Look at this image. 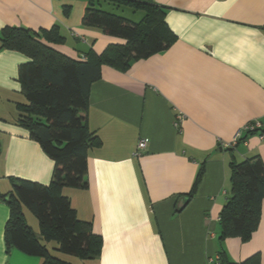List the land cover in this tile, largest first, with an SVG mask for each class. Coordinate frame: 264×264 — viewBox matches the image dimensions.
Returning a JSON list of instances; mask_svg holds the SVG:
<instances>
[{
  "label": "crops",
  "instance_id": "obj_1",
  "mask_svg": "<svg viewBox=\"0 0 264 264\" xmlns=\"http://www.w3.org/2000/svg\"><path fill=\"white\" fill-rule=\"evenodd\" d=\"M153 1L167 7L175 41L126 71L102 66L87 109V125L101 141L88 151V185L62 190L78 218L103 237L102 252L83 259L59 251L55 240L45 244L70 264H214L222 252L230 262L258 255L264 264V200L249 240L220 239V214L232 192L231 162L257 156L264 162V140L256 133L233 148L222 146L249 121L264 126V0ZM87 5L0 0V32L6 26L40 31L57 25L65 42L50 46L76 60L91 49L100 54L126 42L85 24ZM132 10L137 19L123 15L143 17ZM28 60L19 51L0 50V264H43L41 256L17 247L7 251L5 240L13 179L47 185L54 169L41 144L17 124V104L26 102L19 66ZM142 138L148 145L136 157ZM23 211L41 237L37 216L26 206Z\"/></svg>",
  "mask_w": 264,
  "mask_h": 264
},
{
  "label": "trees",
  "instance_id": "obj_2",
  "mask_svg": "<svg viewBox=\"0 0 264 264\" xmlns=\"http://www.w3.org/2000/svg\"><path fill=\"white\" fill-rule=\"evenodd\" d=\"M105 3L141 10L143 17L135 21L107 9ZM64 9L68 13L70 7ZM166 9L153 0H88L83 22L126 42L110 44L100 54L91 49L84 60L72 59L50 46L49 43L65 42L57 25L40 31L16 26L2 28L0 50H16L29 58L19 66L26 102L17 104V124L25 127L54 161L52 179L47 185L13 179L7 200L10 208L5 228L7 251L17 247L27 254L41 256L43 264H70L54 255L45 244L55 240L58 250L66 254L83 259L101 254L103 237L94 232L91 222L78 218L62 190L65 186L88 185L85 178L88 151L101 141L87 125V109L91 86L101 77L102 66L107 64L126 71L135 61L167 49L176 36L166 22ZM231 183V196L220 214V239L238 236L247 241L261 217L263 160L258 156L233 160ZM24 206L37 216L41 237L28 224ZM221 254L224 264H260L258 255L230 262Z\"/></svg>",
  "mask_w": 264,
  "mask_h": 264
},
{
  "label": "built area",
  "instance_id": "obj_3",
  "mask_svg": "<svg viewBox=\"0 0 264 264\" xmlns=\"http://www.w3.org/2000/svg\"><path fill=\"white\" fill-rule=\"evenodd\" d=\"M183 116L182 114L178 115V120H182ZM250 133H256L261 140H264V126L263 123L260 120H252L249 121L247 124L243 126L241 130H239L233 139L228 142H222V146L225 148H233L237 146V144L243 140L244 135L250 134ZM148 141L146 138H142L139 140L137 144V148L134 151V156L139 157L143 154L144 150L147 148ZM214 264H224L221 257L217 256L214 260Z\"/></svg>",
  "mask_w": 264,
  "mask_h": 264
},
{
  "label": "rangeland",
  "instance_id": "obj_4",
  "mask_svg": "<svg viewBox=\"0 0 264 264\" xmlns=\"http://www.w3.org/2000/svg\"><path fill=\"white\" fill-rule=\"evenodd\" d=\"M107 9L111 10V11H114L115 13H118V14H125V15H129L130 17H133L134 19H137L135 18V16H132V14L129 13V11H133L132 9L128 8V7H118V6H115V5H111L110 7H106ZM128 13V14H127ZM138 14H142V12H138ZM138 17V16H136Z\"/></svg>",
  "mask_w": 264,
  "mask_h": 264
}]
</instances>
